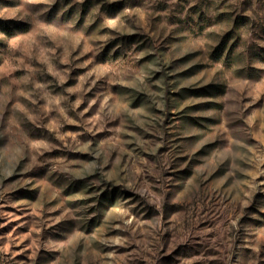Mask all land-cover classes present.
Segmentation results:
<instances>
[{
    "label": "rangeland",
    "instance_id": "rangeland-1",
    "mask_svg": "<svg viewBox=\"0 0 264 264\" xmlns=\"http://www.w3.org/2000/svg\"><path fill=\"white\" fill-rule=\"evenodd\" d=\"M0 264H264V0H0Z\"/></svg>",
    "mask_w": 264,
    "mask_h": 264
}]
</instances>
